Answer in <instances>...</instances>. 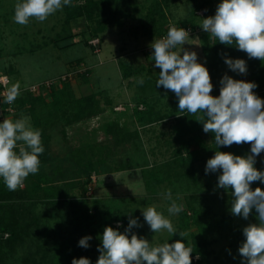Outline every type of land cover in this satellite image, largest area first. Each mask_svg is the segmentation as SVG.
Listing matches in <instances>:
<instances>
[{
  "label": "rangeland",
  "instance_id": "1",
  "mask_svg": "<svg viewBox=\"0 0 264 264\" xmlns=\"http://www.w3.org/2000/svg\"><path fill=\"white\" fill-rule=\"evenodd\" d=\"M16 2L17 0H0V73H5L9 78L8 90L16 83L25 87L31 83L56 79L61 73L77 66L80 70L86 68V83H82L81 77L74 74L67 82L72 96L96 93V109L106 114H98V120L92 123L100 125L105 120L120 118L121 125L136 129L139 133L136 147L129 144L113 147L109 142L106 143L105 166L111 169L104 173L100 172L104 166L89 169L87 191L80 196L76 185L85 178L87 171H84L83 162L79 165L72 163L70 153L72 147L81 143L84 129L91 125L90 121L85 124V120H81L65 126L66 139L62 138L59 131L61 122L49 128L46 131L47 157L41 168L47 173L49 182L58 187V196L46 197L41 190H34L30 179H26L24 187L14 191V195L7 200L11 205L8 212L14 211L15 219L22 228L25 226V239L27 238L23 241L24 245L18 247L16 255L31 253L36 264H53L54 255H59V252L53 253V241L67 237L79 243L84 236H91L90 247L85 249L79 246L75 258L86 257L91 264H96L100 255L97 249L101 245L100 237L104 228L111 226L124 232L128 227L130 214L132 218H138L141 225L133 227L132 232L154 244L166 241L172 243L176 240H183L189 247L197 244L205 252V257L198 260L199 255H192V264H241L238 249L244 240L242 230L249 223L258 222L255 209L248 220L233 216L230 211V190L217 187L221 173H205L207 160L214 156V152L202 149L197 143H188V136L183 139V146L173 139L174 115L181 113L178 98L162 86L156 87L160 69L154 66L152 57L143 53L144 47L154 41L153 28L157 29L159 25H165V22L178 23L190 17L195 24L201 25L200 17L191 13V2L103 0L98 19L105 23V29L97 35L99 44L95 53L85 42L90 37V29L95 21L88 22L83 17H75L64 22L63 10H58L43 22L33 18L26 26L20 25L13 20ZM221 2L222 0H194L197 7L208 11V16L215 15ZM155 3L161 5L159 14L150 12ZM201 31L204 30L189 35L188 44L183 47L197 52L198 62L208 68L211 82L218 93L220 79L225 73L234 79L251 82L247 74L232 72L224 63L222 54L208 51L210 48L206 52L203 50ZM120 63H124L128 73L125 76L121 73ZM141 78L143 84L138 82ZM254 91L258 93V88ZM138 103L142 104V121L135 119L132 114V109H136L133 105ZM116 113L118 115L114 116ZM21 114L29 116L25 106L18 112L15 110L11 114L1 115L0 122L4 118L18 119ZM109 114L111 118L107 119ZM200 126L199 136L208 143L209 133L203 131L202 124ZM96 136L103 139V132L96 131ZM245 145L250 154V144ZM175 149H180L181 156L190 157L193 180L186 176L175 177L172 170L163 167L168 171L167 174H159L158 180L150 179L144 185L141 171L149 169L153 164L172 161ZM87 155L88 152L84 162ZM118 164L124 169L115 171L117 167H112ZM262 164L264 152L256 157L255 166ZM178 169L181 172L183 164L176 168ZM251 188L254 190L255 186L252 184ZM169 189L176 203L183 206L182 212L192 216L193 210L201 211L200 221L208 223L202 231L203 237L198 235L191 223L181 227L182 222L179 221L182 212L176 215L167 212L171 201L165 199L164 193ZM151 205H155L158 211L171 220L177 232L187 231L189 235L185 238L178 234L171 236L166 230L153 233L141 211ZM120 213L127 219L124 224L111 219ZM56 259L60 263L66 261L62 255Z\"/></svg>",
  "mask_w": 264,
  "mask_h": 264
},
{
  "label": "clouds",
  "instance_id": "2",
  "mask_svg": "<svg viewBox=\"0 0 264 264\" xmlns=\"http://www.w3.org/2000/svg\"><path fill=\"white\" fill-rule=\"evenodd\" d=\"M71 4L72 0H17L13 20L25 26L33 18L43 22ZM200 27L220 44L235 45L249 59L264 62V0H222L215 15L203 18ZM188 39L187 30L170 24L166 36L151 43L154 66L160 69L156 87L173 92L181 112L197 116L196 121L202 124L203 131L213 134L217 149L250 144V154L246 156L215 150L214 156L207 160L205 173H221L217 187L230 190L233 216L248 220L255 209L258 222L243 228L244 240L238 252L241 264H264V189L251 188L254 182L264 183V171L254 166L256 157L264 152V99L255 93L258 87L255 82L234 79L227 73L220 79L219 95H212L214 85L208 68L198 62L196 51L183 47ZM222 55L232 72L247 73L244 59ZM138 82L143 84L144 81L141 78ZM19 95V84H13L4 102L12 104ZM44 151L41 130L33 127L29 116L21 114L18 119L4 118L0 122V178L9 191L23 188L28 176L38 173L39 156ZM164 196L171 201L167 208L170 215L183 211L170 189ZM141 211L153 233L166 230L171 236L178 234L185 238L189 235L187 231L177 232L171 220L155 205ZM133 227L141 225L138 218L130 214L124 232L105 227L96 264H192V248L183 240L154 244L133 233ZM91 239L84 236L79 246L89 248ZM71 264H91V261L86 257L73 258Z\"/></svg>",
  "mask_w": 264,
  "mask_h": 264
},
{
  "label": "trees",
  "instance_id": "3",
  "mask_svg": "<svg viewBox=\"0 0 264 264\" xmlns=\"http://www.w3.org/2000/svg\"><path fill=\"white\" fill-rule=\"evenodd\" d=\"M191 2V13L194 14V11L200 8L194 3V0H189ZM103 0H72L71 6L63 7V18L64 22H67L75 17H83L86 21L91 22L95 21L90 29V37H97L99 33H101L105 28V23L101 22L98 18L100 17V13L102 12L101 3ZM204 13L205 16L208 17V11L205 8ZM150 12L159 14L161 13V5L155 3L154 6L151 7ZM162 16V15H161ZM174 23V22H173ZM176 25H195L192 18H187L184 21L174 23ZM154 29L153 39H156L160 34L166 33L167 22L165 25H159L158 28ZM201 33V42L204 47L203 50L220 54H227L228 57L235 59L240 58L244 59L247 64V76L251 82L258 83V93H256L260 98L264 99V87L262 86V80L264 82V62L258 59H249L247 54L243 51L238 50V48L233 46L222 45L216 38H213L205 31ZM89 37V38H90ZM91 48L92 46L87 43ZM206 40V41H205ZM99 44V43H98ZM208 46V47H207ZM93 53H95L92 50ZM143 53L147 56L152 57L153 49L150 52L143 50ZM224 59V56L222 55ZM119 67L121 69L122 75L128 74L124 63H120ZM73 69V68H72ZM87 69L76 70L74 75H79L81 77V82H87ZM74 77V76H73ZM146 82H149L147 79H144ZM248 82V81H247ZM145 87L144 85H142ZM141 86V87H142ZM149 86V85H148ZM261 88V89H260ZM45 95V98H44ZM212 95L218 96L219 93L216 88H213ZM97 97L96 93L88 92L84 95L72 96L70 91V86L67 81H63L60 85H50L44 93L39 92L33 93L28 92L26 90H22L20 88V95L14 101L15 110L18 112L22 109L23 106L26 107V112L31 118V124L34 128L41 130V138L44 149L47 146L48 135L46 131L54 125H57L61 122L60 125V134L63 139L67 138L66 128L65 126L73 125L76 122L83 121L85 124L89 123L90 126L87 129H84V135L81 137V143L79 142L76 147H72L70 157L71 161L75 165H79L80 163H84V171L87 173L84 174V179L77 182L76 187L79 190V195L82 196L86 191V184L89 181V169H102L100 172H108L110 171L106 167L105 158L106 152H104L106 143L110 144L113 147H121L123 145H131L132 147H136V140L138 139V131L136 129H129L125 125L119 124L114 119H108L103 121L100 125L92 122H96L98 120L96 117L98 114L103 111L96 109L97 105ZM132 114L135 119L138 121L143 120V115L141 109H132ZM106 113H102V115ZM147 114V112H146ZM199 115V114H198ZM197 116H193L187 112H181L179 114L174 115V121L172 124V130L174 132L173 139L175 141L181 142V146L185 143L183 139L188 136V143H197L202 149H211L214 153L215 150H220L222 152H231L235 155L246 156L249 154L248 148L245 144L236 145L233 144L230 147L220 146L217 149V146L214 143V136L212 133H209V142L205 143L199 136V132L201 131L200 122L196 121ZM98 123V122H97ZM65 128V130H64ZM101 130L103 132V139H99L96 136V131ZM66 134V136H65ZM71 137V134H70ZM108 137V138H107ZM85 138H87L85 140ZM87 155V160L84 162L85 156ZM47 157L46 150L39 156L40 159V168L37 174L29 175L27 179H30L31 186L34 190H41V192L46 197H55L58 196V187L54 186L49 182L48 175L41 168L42 163ZM181 160H183L181 162ZM180 166H179V165ZM183 164V169L176 170V168H180ZM255 166V165H254ZM115 171H119L124 169L121 165H114ZM163 167L168 168L167 170H172V174L175 177L178 176H186L193 180V169L191 168V160L189 156H181L180 149H175L174 156L172 161L161 163V164H153L149 169H144L141 171V175L143 178L144 185L148 184V180H158L157 175L167 174L168 171L164 170ZM258 170L264 171V164L255 166ZM114 170V169H113ZM255 188L260 187L264 188V183L254 182L252 183ZM14 195V191H9L4 184L2 178H0V264H36L34 261L33 255L30 253L25 254L24 256L16 255L18 247L20 245H24L25 239V226L22 228V225L15 219L14 211L8 212L10 204H8L7 200L10 199ZM201 211L193 210L192 216H188L185 212L181 213L180 221L182 222L181 227H186L190 223L195 226L198 231V235L203 237L202 231L208 225L207 222L200 221L199 214ZM112 221L119 220L121 223H126L127 219L121 213L111 217ZM53 246V253L59 252V255H54V263L56 264H71L73 258H75L77 251L79 248V243L74 239H68L67 237L64 239H56ZM192 248V255H199V259L204 258V251L194 244ZM62 255V257L66 260L64 263H60L57 261L56 257Z\"/></svg>",
  "mask_w": 264,
  "mask_h": 264
},
{
  "label": "built area",
  "instance_id": "4",
  "mask_svg": "<svg viewBox=\"0 0 264 264\" xmlns=\"http://www.w3.org/2000/svg\"><path fill=\"white\" fill-rule=\"evenodd\" d=\"M194 14H197L200 19H201V23H202V19L203 18H206L205 16V13H204V9L202 8H199L197 9L196 11H194ZM172 24V25H175L176 27H182L184 28L185 30H187L189 32V35H193L194 33L200 31V30H203V29H200V25L198 24H195V25H176L174 23H167V29L169 28V25ZM202 32V31H201ZM167 32L166 33H163V34H160L156 39H159V38H162L164 36H166ZM87 43L90 44L92 46V50L94 52H97L98 51V43H99V39L97 37H90L88 38L87 40ZM151 45V44H150ZM150 45L144 47L143 50L147 51V52H150L151 51V47ZM80 67H76L74 69H70L64 73H61L60 75H58L56 77V79H53V80H50V79H47V80H43L41 82H38V83H31L25 87H20L22 90H26L28 92H38V91H42V90H46L50 85L54 84V85H60L63 81H68L71 79L72 75L75 73L76 70H80L79 69ZM9 83V78L8 76L5 74V73H0V116L7 113V114H11L15 111V105L12 103V104H7L5 103V96L8 92V88H7V85ZM142 104L141 103H138L136 105H133L134 108L136 109H141V106ZM117 108H120V107H117ZM90 178V177H89ZM86 191H87V188H86Z\"/></svg>",
  "mask_w": 264,
  "mask_h": 264
},
{
  "label": "crops",
  "instance_id": "5",
  "mask_svg": "<svg viewBox=\"0 0 264 264\" xmlns=\"http://www.w3.org/2000/svg\"><path fill=\"white\" fill-rule=\"evenodd\" d=\"M35 93H38V92H35ZM104 113H106V112H104ZM103 115H104V114H103ZM117 115H118V113H116L114 116H117ZM106 118H107V119H108V118H111L110 114H109V116L106 117ZM112 119H114V118H112ZM114 120H116V119H114ZM116 121L119 122V124H121L122 119L119 118V119H117Z\"/></svg>",
  "mask_w": 264,
  "mask_h": 264
}]
</instances>
